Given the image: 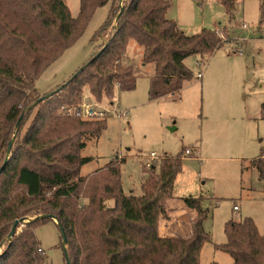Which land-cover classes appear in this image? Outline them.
I'll list each match as a JSON object with an SVG mask.
<instances>
[{
	"label": "trees",
	"instance_id": "16d2710c",
	"mask_svg": "<svg viewBox=\"0 0 264 264\" xmlns=\"http://www.w3.org/2000/svg\"><path fill=\"white\" fill-rule=\"evenodd\" d=\"M219 1L231 17L236 0ZM107 2L111 5L107 18L96 33L104 41L97 51L66 80L38 95L35 79L82 34L94 10ZM259 4L262 17L264 0ZM29 6L36 12L22 23L0 8V165L13 139L0 172V264L43 263L33 226L39 220L53 221L44 215L61 223L70 264H199L201 246L209 239L202 227L207 210L201 196L181 199L195 210L187 235L165 237L158 232L162 205L173 197L180 158L162 156L147 169L141 193L125 194L119 168L123 158L112 157L85 176L79 172L89 161L80 155L83 138L97 137L105 118L83 120L62 109L77 107L85 84L96 100L110 96L115 81L121 89L134 87V72L120 63L130 40L141 46V61L153 64L150 98L178 92L191 78L185 58L204 59L222 45L216 30L185 34L166 17L168 0H79L75 17L62 0H36ZM13 10L15 16L18 10ZM29 113L30 122L20 134ZM260 114L264 118V102ZM251 164L264 181V155ZM20 218L26 221L8 239ZM224 231L225 242L215 248L228 253L231 264H264V233H258L252 219L229 220Z\"/></svg>",
	"mask_w": 264,
	"mask_h": 264
},
{
	"label": "rangeland",
	"instance_id": "374dc122",
	"mask_svg": "<svg viewBox=\"0 0 264 264\" xmlns=\"http://www.w3.org/2000/svg\"><path fill=\"white\" fill-rule=\"evenodd\" d=\"M35 1L5 0L0 8L12 20L22 23L23 19L32 20L36 10L29 3L34 5ZM62 1L75 17L79 0ZM168 2L166 17L185 34L216 30L222 45L204 59L195 55L185 58L191 78L182 83L178 92L150 98L153 64L141 61V46L130 40L120 63L134 72L133 88L121 89L115 81L111 95L96 100L87 84L82 87L80 101L86 95V99L98 102L97 106L108 114L97 137L83 138L85 145L80 155L89 157V161L79 172L85 176L112 157L123 158L119 166L121 187L125 194H140L148 169L144 163L149 155H156L154 164L162 156H178L181 170L173 182V197L162 205L158 232L160 225L163 234H167L165 237L187 235L192 212L180 201L188 196H201V206L207 210L202 227L209 239L201 246L199 264H231L232 257L215 248L226 240V222L248 217L258 233H264V181L258 179L251 164L252 159L264 155V118L260 114L264 102V15L261 17L259 0H236L231 17L219 0ZM110 6L107 2L97 7L82 34L35 79L38 95L66 80L97 51L103 38L96 33ZM13 7L18 10L15 16ZM72 111L69 109L68 113ZM33 113L23 121L20 134ZM155 170H159L158 165ZM234 206L237 208L233 209ZM182 207L188 212H183L185 215L181 214ZM20 229L21 226L17 231ZM33 229L43 249L42 264H64L56 223L39 220Z\"/></svg>",
	"mask_w": 264,
	"mask_h": 264
},
{
	"label": "built area",
	"instance_id": "2783aa9c",
	"mask_svg": "<svg viewBox=\"0 0 264 264\" xmlns=\"http://www.w3.org/2000/svg\"><path fill=\"white\" fill-rule=\"evenodd\" d=\"M243 27H245V25L243 24ZM200 62L197 61V64H199ZM199 77L201 76V72H198L197 74ZM86 95H84L81 98L80 103H78L77 107H75L74 109H72L73 111L71 112L72 114L77 115L79 118L83 119V120H91V119H103L106 117V115L108 114V111L104 110L103 108H100L97 106L98 102H95L92 99H86ZM63 112L68 113L69 109H62ZM185 153H190L189 150H185ZM156 158V155L154 153H151L149 155L148 160L145 161L144 165L146 168H150L153 167L154 164V160ZM237 207L234 206L233 209H236Z\"/></svg>",
	"mask_w": 264,
	"mask_h": 264
},
{
	"label": "water",
	"instance_id": "95a60500",
	"mask_svg": "<svg viewBox=\"0 0 264 264\" xmlns=\"http://www.w3.org/2000/svg\"><path fill=\"white\" fill-rule=\"evenodd\" d=\"M120 12H121V10L119 11V13ZM22 115H23V113H21V115L19 116V118L17 119V121L15 123V128L16 129L19 126V123L21 121ZM12 141H13V139H11L8 142V146H7L5 155H4L3 162L0 165V172L2 171V169L4 168V166L6 165V163L8 161V156H9V152H10ZM44 216L53 219V221L56 223V225H57V227L59 229L60 236H61V245H62L63 255H64V259H65V264H70V260H69L68 253H67V250H66V243H67L66 233H65L61 223L57 220L56 217H54L52 215H44ZM25 221L26 220L24 218H20V219H17L16 221H14V223L12 224V226H11V228H10L8 234H7V238L10 239L15 234V232L17 231V225L20 224V223H23Z\"/></svg>",
	"mask_w": 264,
	"mask_h": 264
},
{
	"label": "crops",
	"instance_id": "0c3cea01",
	"mask_svg": "<svg viewBox=\"0 0 264 264\" xmlns=\"http://www.w3.org/2000/svg\"><path fill=\"white\" fill-rule=\"evenodd\" d=\"M181 203H182V201H180ZM183 206H185L184 204H183ZM187 208V207H186ZM190 212H192V213H190L191 215L188 217L189 218V220L191 221V219L195 216V210L194 209H192V208H187ZM161 211L163 212V208H161ZM170 213L171 212H173V211H169ZM181 214H183V212H187V211H185V209L182 207V210H181ZM188 213V212H187ZM186 214V213H185ZM185 214H183V215H185ZM163 229H164V227H163ZM159 234L161 235V236H166L167 234H163V231H161V229H160V225H159Z\"/></svg>",
	"mask_w": 264,
	"mask_h": 264
}]
</instances>
